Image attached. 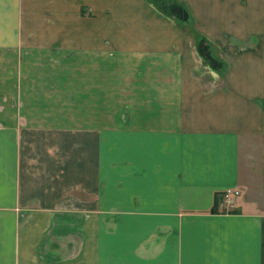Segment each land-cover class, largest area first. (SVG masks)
Segmentation results:
<instances>
[{
    "label": "crops",
    "instance_id": "obj_1",
    "mask_svg": "<svg viewBox=\"0 0 264 264\" xmlns=\"http://www.w3.org/2000/svg\"><path fill=\"white\" fill-rule=\"evenodd\" d=\"M175 1L0 0V264H264V0Z\"/></svg>",
    "mask_w": 264,
    "mask_h": 264
},
{
    "label": "trees",
    "instance_id": "obj_2",
    "mask_svg": "<svg viewBox=\"0 0 264 264\" xmlns=\"http://www.w3.org/2000/svg\"><path fill=\"white\" fill-rule=\"evenodd\" d=\"M149 4H151L160 14L172 19L177 26L182 30H187L191 34H194L198 52L201 56L207 57L206 49L208 46L206 45V41L199 36L194 28H193V20L190 14L188 13L185 6L177 2L175 0H146ZM219 63L218 66L219 67ZM217 69V68H215ZM237 210L229 211L227 213H236Z\"/></svg>",
    "mask_w": 264,
    "mask_h": 264
},
{
    "label": "built area",
    "instance_id": "obj_3",
    "mask_svg": "<svg viewBox=\"0 0 264 264\" xmlns=\"http://www.w3.org/2000/svg\"><path fill=\"white\" fill-rule=\"evenodd\" d=\"M220 197V206L223 207L227 212H229L235 210L238 198L240 197V192L238 190L229 189L222 192L220 194Z\"/></svg>",
    "mask_w": 264,
    "mask_h": 264
},
{
    "label": "rangeland",
    "instance_id": "obj_4",
    "mask_svg": "<svg viewBox=\"0 0 264 264\" xmlns=\"http://www.w3.org/2000/svg\"><path fill=\"white\" fill-rule=\"evenodd\" d=\"M186 33H188V31L186 32ZM242 195V194H241ZM239 199V198H238Z\"/></svg>",
    "mask_w": 264,
    "mask_h": 264
}]
</instances>
